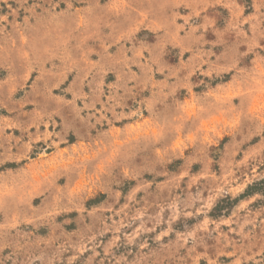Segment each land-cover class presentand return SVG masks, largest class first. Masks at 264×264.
<instances>
[{
  "label": "rangeland",
  "instance_id": "rangeland-1",
  "mask_svg": "<svg viewBox=\"0 0 264 264\" xmlns=\"http://www.w3.org/2000/svg\"><path fill=\"white\" fill-rule=\"evenodd\" d=\"M0 264H264V0H0Z\"/></svg>",
  "mask_w": 264,
  "mask_h": 264
}]
</instances>
